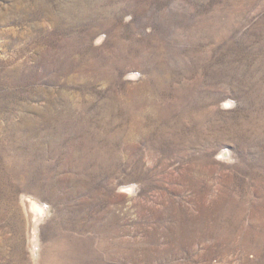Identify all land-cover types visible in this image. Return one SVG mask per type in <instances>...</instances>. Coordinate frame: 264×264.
Instances as JSON below:
<instances>
[{"label":"rangeland","instance_id":"374dc122","mask_svg":"<svg viewBox=\"0 0 264 264\" xmlns=\"http://www.w3.org/2000/svg\"><path fill=\"white\" fill-rule=\"evenodd\" d=\"M0 264H264V0H0Z\"/></svg>","mask_w":264,"mask_h":264},{"label":"bare ground","instance_id":"6f19581e","mask_svg":"<svg viewBox=\"0 0 264 264\" xmlns=\"http://www.w3.org/2000/svg\"><path fill=\"white\" fill-rule=\"evenodd\" d=\"M33 198H35V197H33ZM25 205H26V208H28V214L33 217L32 220L30 218V220L32 221L30 228H31V239L34 242L35 241L34 237H35L36 227L38 226V225H36V223H37V221H39V220H37V217L40 216V218H41V216H43L46 213V208L44 206L40 205L35 199H32V198H27L25 200ZM44 211H45V213H44ZM260 239H262V238H260Z\"/></svg>","mask_w":264,"mask_h":264}]
</instances>
